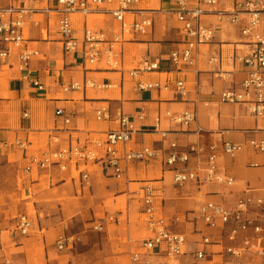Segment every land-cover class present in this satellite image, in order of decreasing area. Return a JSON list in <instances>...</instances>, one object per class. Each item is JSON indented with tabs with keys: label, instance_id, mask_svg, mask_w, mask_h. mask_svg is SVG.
Returning <instances> with one entry per match:
<instances>
[{
	"label": "crops",
	"instance_id": "crops-1",
	"mask_svg": "<svg viewBox=\"0 0 264 264\" xmlns=\"http://www.w3.org/2000/svg\"><path fill=\"white\" fill-rule=\"evenodd\" d=\"M57 1L0 0V10L30 11L21 29L24 42L19 48H11L8 61L0 65V219L4 223L13 215H21L18 209L28 207L46 219L45 209L53 203L61 205V215L65 216L64 209H68L71 194L72 199L85 204L82 215L85 219L90 217L92 223L89 224L101 223L102 231L85 230L72 236L82 248L74 255L71 253L66 264H132L131 255L141 251L142 241L150 235L144 223L142 204L144 190L150 187L157 214L166 220L170 231L185 236L187 251L201 247L203 236L217 242L219 229L205 226L199 208L208 202L232 208L247 188L257 191L254 195H264V155L248 146L234 157L222 151L224 143L243 144L252 138H262L264 117H254L246 104L219 102L223 91L236 89L245 77V68L237 58L248 55L253 48L251 37L241 34V26L226 23L221 13L244 3L264 6V0H218L213 7L203 6L205 13L201 22L214 30V39L200 46L196 64L181 72L172 71L169 61V53L182 49L187 41L174 13L176 0H140L133 12L125 14L129 22L150 16L152 27L145 33L125 36L127 41L120 46V70L108 69L102 59L89 66L84 64L82 53L64 52L58 32L61 13ZM187 3L189 8L194 7L193 0ZM113 7L102 6L103 9ZM10 18L14 20L15 16ZM70 18L73 37L78 41L85 29L108 38L120 32L119 23L104 10L86 16L72 14ZM255 33L264 36V16ZM23 49L36 51L38 55L21 72L17 69V55ZM145 61H158L159 69L131 77L128 71L137 69ZM165 80L171 83L182 80L186 93L180 96L172 90L136 88L139 81ZM33 81H38L44 89L39 91L32 86ZM73 82L89 85L65 92L63 86ZM101 107L108 109V120L96 119L95 111ZM58 109L70 118L69 124L64 123V117L56 116ZM184 111H195L196 121L187 126L176 123L174 118ZM117 113L129 117L135 129L130 142L119 145L118 150L125 153L148 147L156 151V157L146 163H123V175L119 179L101 162L69 163L64 170L57 166L46 170L34 166L31 171H25L31 155L93 143L103 139L106 132L118 130L114 120ZM167 113L171 116H166ZM16 141L24 143L26 150L14 146ZM2 143L8 146L3 147ZM191 147L201 152L191 154L185 163L177 161L173 166L165 165L168 155L188 153ZM209 147H213L217 155L214 175L232 178L231 185L208 177ZM253 164L259 166L253 167ZM179 171L193 173L196 179L176 185L173 177ZM80 172L88 174L87 186ZM7 180L12 186L11 194L3 190ZM176 217L180 222L175 224ZM109 218L114 220L109 221ZM1 231L0 240L9 241L4 228ZM61 234L64 233H55L54 244ZM12 235L16 239L25 238L17 231L10 237ZM52 239L50 243L44 241V246L48 247ZM23 241L16 240L17 243ZM227 244L223 240L204 246L212 254L207 264H223L218 253ZM5 247L9 244L3 243L0 247V264L10 263L5 257ZM22 247L19 244L15 249ZM50 250L47 248L46 252ZM156 259L171 262L163 255L153 261ZM238 264L264 263L255 255L244 253Z\"/></svg>",
	"mask_w": 264,
	"mask_h": 264
},
{
	"label": "built area",
	"instance_id": "built-area-1",
	"mask_svg": "<svg viewBox=\"0 0 264 264\" xmlns=\"http://www.w3.org/2000/svg\"><path fill=\"white\" fill-rule=\"evenodd\" d=\"M139 2L140 0H58V10L61 13L58 32L62 37L64 52L82 53L84 64L89 66L98 63L102 59L108 69L120 70V46L127 41L125 36L145 33L152 27L150 16L143 17L140 21L129 22L126 20L125 14L133 12V7ZM217 2L218 0H193L194 7L189 8L187 0H176L177 10L174 13L181 30L187 36V41H185L182 49L172 50L169 53L172 71L181 72L193 67L196 64L198 48L212 43L214 30L206 27L201 22V17L205 13L202 7H213ZM104 5H114L115 7L103 9L102 6ZM99 10L106 11L119 23L120 32L108 38L102 33L85 29L82 39L76 40L73 37L74 30L70 16L72 14L86 16ZM29 12V10L13 8L0 10V65L8 61L11 48H19L24 42L21 29L24 18L29 16ZM12 15L15 16L14 20L10 18ZM221 15L226 23L241 26V34L251 37L253 48L248 55L237 58V62L245 68V77L236 89L223 91L219 96V102L222 104H246L254 117H264V36L255 33L260 25L261 17L264 16V6L258 7L252 3L239 4L231 11L222 12ZM37 55L36 51L21 50L17 55V69L21 72L25 71L30 60ZM158 69V61H145L137 69L130 70L128 73L131 77H136L141 73ZM88 85V82L83 84L73 82L64 85L63 90L67 92ZM32 86L39 91L44 89V86L38 81H33ZM136 88L141 91L172 90L180 96L186 93L182 80H176L173 83L169 80L150 83L139 81ZM55 114L64 117L65 124L70 123V118L64 114L62 109H58ZM166 116L170 117L171 115L167 113ZM95 117L98 121L108 120L110 113L106 107H101L95 111ZM114 120L118 125V130L106 132L103 139L96 140L93 143L48 150L41 155H31L25 171H31L34 166L42 170L57 166L64 170L69 163L84 165L90 162H101L103 165L110 167L113 170V175L119 179L123 175V163L134 161L146 163L156 157V151L148 147L139 151L121 153L118 146L129 143L135 129L130 118L121 113H117ZM174 121L187 126L196 121V113L195 111H184L176 116ZM56 141L54 140V142ZM13 144L22 150H26L24 143L16 141ZM2 146L7 147L8 143H2ZM245 146L250 147L256 153L264 155V136L260 139L246 140L243 144L224 143L222 151L227 156L234 157ZM171 147H175V145ZM200 152L201 149L191 147L188 153L182 155L171 153L168 155L165 165L173 166L177 161L185 163L191 154ZM216 161L215 150L213 147H209L206 168L208 177L215 179L218 183L225 182L231 185L233 183L232 178L214 175ZM258 166L253 164V167ZM80 174L81 179L87 186L89 182L88 174L82 172ZM195 179V174L180 171L175 173L173 177L176 185H183ZM144 192L142 199L143 216L150 235L142 241L141 251L131 255L132 264H137L140 261H143L142 264H154L153 258L158 255H163L171 262H175L176 259L186 254L190 255L194 264H198L212 255L205 250L204 246L219 244L223 240L228 243L218 253L222 256L223 264H238V259L244 253L253 254L264 263V195H254L257 191L247 188L232 208L228 209L222 204L213 202L203 204L199 208L200 218L207 228L219 229L218 240L220 242L218 240L215 242L216 240H213L210 236H203L199 244L201 247L187 253L185 236L170 231L166 220L157 214L152 189L146 187ZM108 220L113 221L114 219L109 218ZM178 222H180L179 218L173 219V223ZM15 228L19 235L27 237L32 233L34 224L29 216L21 214L16 218ZM93 230L102 231V224H94ZM74 244V237L64 234L58 235L55 241V247L58 251L71 248ZM143 257L144 260H142Z\"/></svg>",
	"mask_w": 264,
	"mask_h": 264
},
{
	"label": "rangeland",
	"instance_id": "rangeland-1",
	"mask_svg": "<svg viewBox=\"0 0 264 264\" xmlns=\"http://www.w3.org/2000/svg\"><path fill=\"white\" fill-rule=\"evenodd\" d=\"M4 193L5 194H11L12 186L10 184V180H7L4 185ZM71 194H69L68 199V209H64V214L61 215L60 204H51L47 207L46 213V219H43V215L40 214L38 216L37 210L31 209V207L28 209H18V213L21 212V214H27L31 218H33L35 222L34 230L32 233L25 238H18L21 240H24L23 242L17 243L16 239L17 237L15 235H12L10 237V234L16 233V216L13 215L8 220H5L3 223L0 219V232L2 228H4V231L8 235L9 241L0 240V247L3 245V243L6 245L9 244V247H5L6 255L5 257L10 260L9 264H66V261L70 257L71 253L74 255L77 251H79L82 248V244L77 242V238L75 239V244L69 248V250L65 251H58L55 249L54 244V237L58 233H64L67 236H77L78 233L81 231H94L93 226L89 223H92V220L89 216L85 219L82 213L85 210V204L81 202H77L76 200L72 199ZM44 209V207H43ZM42 210V209H41ZM37 220L35 219V217ZM40 230V231H39ZM97 232V231H95ZM51 238H53V242L48 245V247H45V242L48 241L51 242ZM12 239V241H10ZM45 239V240H44ZM2 241H4L2 243ZM23 246L20 249H15L16 246ZM47 248L51 249L49 252H46ZM58 252H56L55 250ZM187 253H190V250L187 251ZM210 258H208L206 261H201L198 264H207V261H209ZM252 260V259H251ZM253 261L257 262V259L254 258ZM154 264H194L190 258L189 254H186L184 256L179 257L176 259L175 262H168L164 259H156Z\"/></svg>",
	"mask_w": 264,
	"mask_h": 264
}]
</instances>
